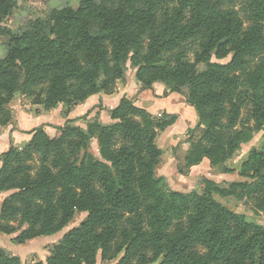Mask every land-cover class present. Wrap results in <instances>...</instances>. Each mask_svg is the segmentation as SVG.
Returning a JSON list of instances; mask_svg holds the SVG:
<instances>
[{
	"label": "trees",
	"instance_id": "obj_1",
	"mask_svg": "<svg viewBox=\"0 0 264 264\" xmlns=\"http://www.w3.org/2000/svg\"><path fill=\"white\" fill-rule=\"evenodd\" d=\"M13 7L0 0V24ZM128 61L146 89L188 88L203 132L188 157L193 166L205 159L218 166L264 132V0H79L55 10L13 36L0 61V126L10 122L5 106L19 91L37 99L34 88L47 86L37 100L47 107L68 94L82 101ZM243 112L244 126L230 132ZM109 113L111 124L95 120L86 129L67 120L55 138L36 129L21 150L1 156L0 192L14 193L0 211V234L26 245L85 214L49 246L46 263L34 264H95L98 254L118 264H264V149L238 168L252 182L222 187L206 179L201 193L175 192L158 175L156 144L174 121H156L126 99ZM0 264L23 262L0 250Z\"/></svg>",
	"mask_w": 264,
	"mask_h": 264
},
{
	"label": "rangeland",
	"instance_id": "obj_2",
	"mask_svg": "<svg viewBox=\"0 0 264 264\" xmlns=\"http://www.w3.org/2000/svg\"><path fill=\"white\" fill-rule=\"evenodd\" d=\"M14 7L9 14H6L3 23L0 24V61L5 60L9 54V46L15 35H22L32 29L38 22L49 19L55 10L65 8L75 9L79 5V0H12ZM94 34V32H93ZM233 55L222 61L228 64ZM205 65H199L200 70L205 69ZM122 75L113 78L106 83L105 76L98 79L100 92L96 95H87L85 100L74 101L75 95L68 94L64 102L51 107L37 103L38 96L45 99L47 86L35 87L37 99L30 97L24 91H19L13 99L5 106L11 114V120L6 125L0 126V158L12 148L22 149L33 138L36 129L45 128L46 134L55 138L61 134V130L66 127L67 120L74 122V126L86 129L89 122L99 120L105 125L112 123L110 111L117 109L122 100L126 99L134 104L138 109L145 110L152 118L158 120H172L174 125L165 131L159 132L156 141L157 146L163 151V156L157 170L159 176L167 179L168 187L172 191L180 193H201L204 180L208 179L219 186L226 184L252 182L251 179L240 177L238 168H241L248 159L252 150L264 149V132L254 133L252 139L241 146V151L233 155L227 161L224 160L218 166H212L210 161L205 159L199 165L193 166L189 159L193 147L200 142L203 136L201 129H196L199 124V117L196 109L189 101L188 88H183L181 93L172 92L165 83H155L150 89H146L138 80V67L131 61L120 67ZM25 71L20 76V82L25 81ZM107 104H105V102ZM223 117L222 123L229 124L230 110ZM167 115L174 117L167 118ZM244 117L243 112L239 117L236 128L230 132L241 130ZM248 126L255 127L252 121ZM194 130V135H189V131ZM96 151V146L93 147ZM206 162V163H205ZM203 164V165H202ZM228 166L232 172L225 174ZM2 162L0 161V169ZM14 192H0V211L4 201ZM218 201L225 204L219 197ZM253 203V202H251ZM85 214H77L74 221L61 234L52 237H39L26 245L15 243V235L0 234V250L8 252L12 256L19 257L23 264H34L37 262L46 263L51 256L49 246L60 239L64 233L84 220ZM264 224V209L260 217ZM95 264H118V259L105 261L101 254H98Z\"/></svg>",
	"mask_w": 264,
	"mask_h": 264
},
{
	"label": "crops",
	"instance_id": "obj_3",
	"mask_svg": "<svg viewBox=\"0 0 264 264\" xmlns=\"http://www.w3.org/2000/svg\"><path fill=\"white\" fill-rule=\"evenodd\" d=\"M105 102V101H104ZM104 105H106L107 106V104H106V102H105V104ZM206 163V162H205ZM203 165V164H202Z\"/></svg>",
	"mask_w": 264,
	"mask_h": 264
}]
</instances>
